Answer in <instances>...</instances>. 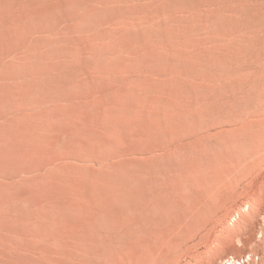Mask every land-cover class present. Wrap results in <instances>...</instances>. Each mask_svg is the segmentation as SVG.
I'll list each match as a JSON object with an SVG mask.
<instances>
[{
	"label": "rangeland",
	"instance_id": "rangeland-1",
	"mask_svg": "<svg viewBox=\"0 0 264 264\" xmlns=\"http://www.w3.org/2000/svg\"><path fill=\"white\" fill-rule=\"evenodd\" d=\"M0 116L26 156L2 183L47 173L9 195L63 217L0 218V251L94 235L112 264L145 215L148 264H264V0H0Z\"/></svg>",
	"mask_w": 264,
	"mask_h": 264
},
{
	"label": "bare ground",
	"instance_id": "bare-ground-1",
	"mask_svg": "<svg viewBox=\"0 0 264 264\" xmlns=\"http://www.w3.org/2000/svg\"><path fill=\"white\" fill-rule=\"evenodd\" d=\"M4 119L0 116V218L2 220H16L18 216H25L21 218L27 219L23 229L25 232L30 233L33 229L39 226H48L50 223L47 220H53L60 222L63 219L62 214L56 212L47 201L36 202L32 205L36 208H23L21 202H26L22 195H9L8 189L11 186L18 184L20 187H37L41 188L39 184L44 175L40 174L36 176L33 181H29V178H20L18 181L4 185L2 179H4V171L8 167L19 165L21 162L26 161V156L22 158L18 155L16 159V153L21 145L22 139L19 138L14 131L9 132L5 127ZM59 161L53 160L50 165L52 169H59L61 164ZM40 168V167H38ZM28 171H24L23 175ZM16 173V172H15ZM31 205V206H32ZM40 218V219H37ZM31 220V221H30ZM37 220V221H36ZM67 223L66 221H61ZM57 224V228H58ZM157 222L148 216L143 215L138 218V226L130 228L123 233L125 242L122 245V250L126 248V241L130 253L123 255H117L115 258V252L112 259V264H148L151 262V258L146 247V242L150 241L154 236V231L157 229ZM8 226L2 224L0 231L6 232ZM55 235L47 236L46 246L42 248L41 255L38 256H24L20 254H12L7 250L0 251V264H95L96 255V236L92 235L90 238L84 239L83 244L78 245L75 250L69 251L63 246L59 239ZM6 239V238H4ZM0 240L3 237L0 235ZM56 243L57 246L51 250L50 243ZM52 252L56 257H50L49 252ZM91 255V257H90ZM133 255V256H132ZM241 259H233L229 256L221 260V264H237Z\"/></svg>",
	"mask_w": 264,
	"mask_h": 264
},
{
	"label": "clouds",
	"instance_id": "clouds-1",
	"mask_svg": "<svg viewBox=\"0 0 264 264\" xmlns=\"http://www.w3.org/2000/svg\"><path fill=\"white\" fill-rule=\"evenodd\" d=\"M259 261H260L259 256H257L252 252H249L246 256L242 258L241 261L237 262V264H258Z\"/></svg>",
	"mask_w": 264,
	"mask_h": 264
},
{
	"label": "built area",
	"instance_id": "built-area-1",
	"mask_svg": "<svg viewBox=\"0 0 264 264\" xmlns=\"http://www.w3.org/2000/svg\"><path fill=\"white\" fill-rule=\"evenodd\" d=\"M225 258H227V257H225Z\"/></svg>",
	"mask_w": 264,
	"mask_h": 264
}]
</instances>
